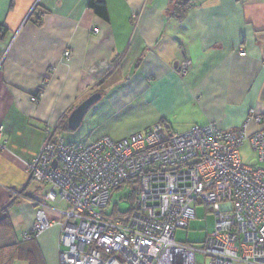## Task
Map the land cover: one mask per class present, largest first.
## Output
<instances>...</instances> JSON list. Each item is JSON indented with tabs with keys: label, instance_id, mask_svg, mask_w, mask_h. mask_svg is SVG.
Returning a JSON list of instances; mask_svg holds the SVG:
<instances>
[{
	"label": "crops",
	"instance_id": "crops-1",
	"mask_svg": "<svg viewBox=\"0 0 264 264\" xmlns=\"http://www.w3.org/2000/svg\"><path fill=\"white\" fill-rule=\"evenodd\" d=\"M187 1L103 0L105 18L91 0H0V249L33 229L35 202L52 223L16 253L0 251V264H60L70 203L52 202L27 165L51 135L64 142L62 128L92 94L102 98L87 112L90 144L160 124L176 134L209 124L236 133L251 110L264 117V0H190L177 15Z\"/></svg>",
	"mask_w": 264,
	"mask_h": 264
},
{
	"label": "built area",
	"instance_id": "built-area-1",
	"mask_svg": "<svg viewBox=\"0 0 264 264\" xmlns=\"http://www.w3.org/2000/svg\"><path fill=\"white\" fill-rule=\"evenodd\" d=\"M92 32L100 34L97 27ZM72 55L66 51L64 60ZM189 66L183 63L180 72L186 75ZM43 97L39 92L31 101ZM252 123L258 129L249 134ZM3 136L0 126V150ZM246 142L255 165L242 160ZM27 171L50 188L52 202L70 203L59 223L60 264H264V117L256 110L236 133L209 124L176 134L160 124L119 142L103 137L76 146L51 135ZM124 187L132 191L128 216L109 215L113 193ZM35 204L34 227L22 242L52 227L45 205ZM197 204L216 218L201 249L175 239L196 218Z\"/></svg>",
	"mask_w": 264,
	"mask_h": 264
},
{
	"label": "rangeland",
	"instance_id": "rangeland-1",
	"mask_svg": "<svg viewBox=\"0 0 264 264\" xmlns=\"http://www.w3.org/2000/svg\"><path fill=\"white\" fill-rule=\"evenodd\" d=\"M90 117L91 114L87 113L82 125L77 130H71L68 126L62 128L60 135L66 145H90L88 141L94 136V132H91L94 123L91 122ZM240 152L244 163L255 165L258 162L257 157L252 153L249 142L241 147ZM131 196L132 191L128 187L115 191L107 213L112 216L128 213L133 204ZM195 209L196 218L189 223L187 229L177 230L175 239L179 243L201 249L205 247L209 235L215 230L216 218L206 205L197 204ZM197 260L202 262L204 258L201 254H197Z\"/></svg>",
	"mask_w": 264,
	"mask_h": 264
},
{
	"label": "trees",
	"instance_id": "trees-1",
	"mask_svg": "<svg viewBox=\"0 0 264 264\" xmlns=\"http://www.w3.org/2000/svg\"><path fill=\"white\" fill-rule=\"evenodd\" d=\"M90 6L95 10V12H97V14H99L102 17L107 18V10H106V7H105V4H104L103 0H91ZM190 6H191V1L188 0L183 5V7H181L178 10H176L177 15H181L182 16L185 13V11L190 8ZM2 32H4V30L0 26V34ZM128 214L129 213L121 214L120 216H116V217H118V218H120L121 216L127 217ZM20 240H21V238L18 239V240L15 239L11 244L9 243V245L8 244L7 245H3V247L0 249V251H4V250L6 251V249H8V251H10V250L13 249L12 251L16 253V251L19 248H21V246L35 242L37 240V238H33L31 241H28V242H22Z\"/></svg>",
	"mask_w": 264,
	"mask_h": 264
},
{
	"label": "water",
	"instance_id": "water-1",
	"mask_svg": "<svg viewBox=\"0 0 264 264\" xmlns=\"http://www.w3.org/2000/svg\"><path fill=\"white\" fill-rule=\"evenodd\" d=\"M102 95L100 93H94L83 101L68 118V128L71 130H77L82 125L84 118L89 109L100 101Z\"/></svg>",
	"mask_w": 264,
	"mask_h": 264
}]
</instances>
